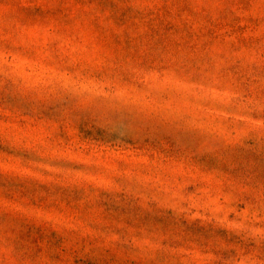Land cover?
<instances>
[{"label":"rangeland","instance_id":"374dc122","mask_svg":"<svg viewBox=\"0 0 264 264\" xmlns=\"http://www.w3.org/2000/svg\"><path fill=\"white\" fill-rule=\"evenodd\" d=\"M0 264H264V0H0Z\"/></svg>","mask_w":264,"mask_h":264}]
</instances>
